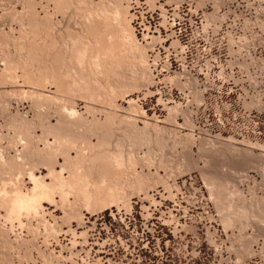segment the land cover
Here are the masks:
<instances>
[{
  "label": "rangeland",
  "instance_id": "obj_1",
  "mask_svg": "<svg viewBox=\"0 0 264 264\" xmlns=\"http://www.w3.org/2000/svg\"><path fill=\"white\" fill-rule=\"evenodd\" d=\"M247 3L0 0V198L50 185L10 220L0 199V264H264V140L220 116L217 93L202 105L212 56L197 15L218 26L219 9ZM169 34L190 50L167 73L152 51Z\"/></svg>",
  "mask_w": 264,
  "mask_h": 264
},
{
  "label": "built area",
  "instance_id": "obj_2",
  "mask_svg": "<svg viewBox=\"0 0 264 264\" xmlns=\"http://www.w3.org/2000/svg\"><path fill=\"white\" fill-rule=\"evenodd\" d=\"M247 4V12L240 15L231 6L227 10L219 9L225 20L218 26L207 25L204 12L197 15L201 18V30L206 37L201 50L208 57L212 56L207 72L212 79L203 83L202 105H207L212 94L217 93L218 114L245 118L255 125L254 132L264 140V0H248ZM165 5L177 9L182 4ZM230 11L240 20L234 29L225 26ZM210 38L212 43L208 41ZM187 49L190 50L186 42L169 34L153 48L152 55L158 60L164 54L162 70L170 73L177 71L185 62L182 52L187 53Z\"/></svg>",
  "mask_w": 264,
  "mask_h": 264
},
{
  "label": "bare ground",
  "instance_id": "obj_3",
  "mask_svg": "<svg viewBox=\"0 0 264 264\" xmlns=\"http://www.w3.org/2000/svg\"><path fill=\"white\" fill-rule=\"evenodd\" d=\"M104 10V9H103ZM114 12V11H113ZM91 14V13H90ZM111 14V13H110ZM123 14V13H122ZM112 15V14H111ZM109 16V15H108ZM120 16V15H119ZM110 18V17H109ZM115 18H116V16H115ZM211 18V17H210ZM98 19V18H97ZM91 20H93V19H91ZM98 21H101V20H98ZM103 21V20H102ZM89 22V21H88ZM92 22V21H91ZM91 22H89V23H91ZM95 22V21H94ZM94 22H92L93 24H94ZM104 22H106L105 20L103 21V22H101V23H104ZM91 23V24H92ZM91 24H89V26L91 25ZM98 24V23H97ZM96 25V24H95ZM100 25V24H99ZM104 25V24H103ZM106 25H108L107 24V22H106ZM123 25V24H122ZM125 25V24H124ZM123 25V26H124ZM127 25V24H126ZM102 25H100V27H101ZM91 27V26H90ZM93 27V26H92ZM99 27V26H98ZM98 27H96L97 28V30H95V31H98L99 29H101L100 27H99V29H98ZM106 27V26H105ZM129 27V26H128ZM110 28V27H109ZM113 28V27H112ZM94 29H95V27H94ZM105 29H107V28H105ZM104 29V30H105ZM127 29V28H126ZM109 30V29H108ZM119 30V29H118ZM122 30V29H121ZM128 30V29H127ZM124 30H122L121 32H123ZM110 32V33H109ZM127 32V31H126ZM108 34V39L109 38H111V40H109V41H107L106 39L107 38H105V40L109 43V44H111V45H107V44H105V48H106V52H112L114 49H116V47L119 49V47L117 46V44H116V47H115V43H114V45H113V41L115 42V39H116V35H115V33H116V31L114 30V32L113 31H111V30H109L108 32H107ZM117 34V33H116ZM123 34V33H122ZM127 34V33H126ZM107 35H105V37L107 36ZM121 36V35H120ZM101 37V36H100ZM128 38V37H127ZM121 39V38H120ZM94 40V39H93ZM103 40H104V38H103ZM104 40V41H105ZM125 40V39H124ZM129 40V39H128ZM131 40H133V39H131ZM100 41V40H99ZM105 41V42H106ZM110 41H112V43L110 42ZM125 41H127V40H125ZM88 42H90L91 43V41H88ZM129 42V41H128ZM132 42V41H131ZM85 43V42H84ZM94 43V42H93ZM95 43H96V41H95ZM101 43V42H100ZM86 44V43H85ZM125 44V43H124ZM126 44H128V43H126ZM138 44V43H137ZM136 44V45H137ZM93 45V44H92ZM91 45V46H92ZM96 45V44H95ZM95 45H93V46H95ZM107 45V46H106ZM119 45V44H118ZM121 45V44H120ZM134 45V44H133ZM83 46H85V45H83ZM88 46V45H87ZM90 46V45H89ZM97 46V45H96ZM138 46V45H137ZM99 47V46H98ZM110 47H112L111 49H110ZM115 47V48H114ZM127 47V46H126ZM131 47H132V45H131ZM135 47V46H134ZM85 48H86V46H85ZM89 48H91V47H89ZM95 48V47H94ZM94 48H92L93 50H94ZM110 49V50H112V51H110V50H107V49ZM138 48V47H137ZM144 48V47H143ZM103 49V48H102ZM141 49H142V47H141ZM82 49L80 48V50H79V55H78V60L81 62L82 60H84V61H86L85 60V54H87L85 51H87L88 49H85L84 50V47H83V50L84 51H81ZM97 50V49H96ZM105 50V49H104ZM136 51V50H135ZM93 52H95V50L93 51ZM117 52V51H116ZM130 52V51H129ZM138 52V51H137ZM141 52V51H140ZM113 53V52H112ZM115 53V52H114ZM142 53V52H141ZM99 54V53H98ZM95 55H97V54H95ZM115 55H117V54H115ZM76 56H77V52H76ZM90 55H88V57H89ZM98 56V55H97ZM101 56V55H100ZM104 56V55H103ZM112 56V55H111ZM123 56V55H122ZM135 56V55H134ZM141 56H143L142 54H141ZM91 57V56H90ZM89 57V58H90ZM93 57V56H92ZM107 57V56H106ZM110 57V56H109ZM113 57H115V56H113ZM113 57H111V58H113ZM121 57V56H120ZM125 57V56H124ZM123 57V58H124ZM137 57V56H136ZM101 58H103V57H101ZM134 58V57H133ZM142 58V57H141ZM88 59V58H87ZM92 59H94V58H92ZM135 59V58H134ZM78 60H77V62H78ZM126 60H128V59H126ZM130 60V59H129ZM144 60V59H143ZM88 61H89V59H88ZM95 61V60H94ZM93 61V62H94ZM97 61V60H96ZM102 61V60H101ZM107 61V60H106ZM111 61V60H110ZM79 62V63H80ZM87 62V61H86ZM114 62V61H113ZM119 62V61H118ZM81 63H83V62H81ZM96 63V62H95ZM120 63V62H119ZM89 64H91V62L89 61ZM94 64V63H93ZM99 65H100V63H99ZM105 65H106V63H105ZM111 65H113V64H111ZM119 65V64H118ZM109 67V66H108ZM114 67V66H113ZM100 68V67H99ZM147 72V71H146ZM146 75H144L143 77H145ZM48 79V78H47ZM74 80V79H73ZM82 80H84V79H82ZM81 81V80H80ZM55 82H57V81H55ZM85 82V81H84ZM74 83H75V81H74ZM83 83V82H82ZM80 84V83H79ZM74 85V84H73ZM79 86V85H78ZM71 89V88H70ZM129 89V88H128ZM87 90V89H86ZM91 102V101H90ZM77 110V109H76ZM74 114V113H73ZM96 131V130H95ZM100 135V134H99ZM209 137V136H208ZM99 138V137H98ZM101 138V137H100ZM99 138V140H98V142L99 143H103V141H101L100 142V139ZM219 139L221 140V141H224V142H228V143H231V144H239V145H242V146H245V147H251V148H253V147H255L252 143H250L249 142V144H247V143H245L246 141H239V140H236V139H233V138H224V137H219ZM212 141V140H211ZM26 142V141H25ZM90 143H92L93 144V142L91 141ZM105 143H107V142H105ZM95 144H97L96 142H95ZM104 144V143H103ZM251 144V145H250ZM256 144V143H255ZM252 145H253V147H252ZM261 145V144H260ZM258 146V148L259 149H261L262 151H264V147H263V145L262 146ZM101 146V145H100ZM227 146V145H226ZM219 147V146H218ZM236 148V147H235ZM238 148V147H237ZM250 148V149H251ZM237 150V149H236ZM239 150V149H238ZM252 151V150H251ZM116 151H114L113 152V155H111V156H114V154H116L115 153ZM237 152H239V151H237ZM240 152H242V151H240ZM248 152H250V151H248ZM108 153H109V151H108ZM82 154V153H81ZM84 154V153H83ZM97 154V153H96ZM68 155V154H67ZM77 155H80V154H77ZM87 155V154H86ZM94 155V154H93ZM98 155H100V154H98ZM121 155H122V153H121ZM263 155V154H262ZM72 156V155H71ZM101 156H104V155H100L99 157L101 158ZM68 158H70V154L67 156ZM86 156L84 155V158H85ZM89 157V156H88ZM93 157V156H92ZM97 157V156H96ZM108 157V156H107ZM107 157H106V159H107ZM67 158V159H68ZM95 158V157H94ZM98 158V157H97ZM110 158H112V157H110ZM114 158H115V160H114ZM114 158L112 159V160H110V161H115V162H117V163H119L120 164V159L119 158H121L120 156L118 157V153L114 156ZM77 159V158H76ZM83 160V159H82ZM81 160V161H82ZM100 160V159H99ZM105 160V159H104ZM80 161V160H79ZM95 161V160H94ZM103 161V160H102ZM106 161V160H105ZM123 161V160H122ZM104 162V161H103ZM48 163V162H47ZM106 163V162H105ZM117 163H115L116 164V166L118 167L119 166V164H117ZM69 164V163H68ZM84 164V163H83ZM82 164V165H83ZM108 164V163H107ZM112 164V163H111ZM123 164V163H122ZM122 164H120V166L122 165ZM49 165V164H48ZM53 165V164H52ZM109 165V164H108ZM108 165H106V166H108ZM67 166V165H66ZM111 166V165H110ZM83 167V166H82ZM104 166L102 165V168H103ZM88 168V167H87ZM90 168V167H89ZM112 168V167H111ZM121 168V167H120ZM62 169V168H61ZM105 169V168H104ZM51 170V169H50ZM52 170L54 171V168H52ZM76 170V169H75ZM100 170V169H99ZM62 171V170H61ZM79 171H80V169H79ZM107 171V170H106ZM51 172V171H50ZM102 173V172H101ZM117 173H119V171L117 172ZM106 174V173H105ZM115 174H116V172H115ZM61 175V174H60ZM80 175V174H79ZM87 175V174H86ZM119 175V174H118ZM243 175V174H242ZM33 175L31 174V177H32ZM36 176V175H35ZM84 176H85V174H84ZM34 177V176H33ZM105 177V176H104ZM113 177V176H112ZM112 177H110V179L112 178ZM72 178V177H71ZM74 178V177H73ZM82 178H83V176H82ZM90 179H91V177H89ZM93 178V177H92ZM109 178V177H108ZM31 179V178H30ZM34 179V178H33ZM61 179V178H60ZM84 179V178H83ZM86 179V178H85ZM105 179V178H104ZM36 181L34 182V183H36L35 185H36V187H35V185H34V187H33V190L35 189V191H36V188H38V186H39V188L41 189V187L40 186H45V188L47 189V190H45L44 192L45 193H47L48 192V187H46V186H50V185H48V184H46V182L44 181V183L43 182H40L39 180H40V177L38 178V179H35ZM87 180H88V178H87ZM242 180V179H241ZM42 181V180H41ZM62 181V180H61ZM72 181V180H71ZM81 181V180H80ZM103 181V180H102ZM105 181V180H104ZM246 181V180H245ZM79 182V181H78ZM82 182V181H81ZM247 182V181H246ZM57 183V182H56ZM72 183V182H71ZM84 183V182H83ZM83 183H82V185H83ZM94 183V182H93ZM111 183H114V182H112L111 181ZM245 183V182H244ZM38 184H40V185H38ZM67 184V183H66ZM68 184H69V182H68ZM88 184V183H87ZM103 184V183H102ZM107 185V184H106ZM59 186V185H58ZM101 186V185H100ZM111 187L110 188H112V185H110ZM57 187V186H56ZM71 187H72V185H71ZM104 187V186H103ZM108 187H109V185H108ZM16 188V187H15ZM14 188V189H15ZM38 188V189H39ZM59 188H61V187H59ZM85 188H86V185H85ZM5 189V188H4ZM3 189V190H4ZM37 189V191L39 192V190ZM58 189V188H57ZM88 189V188H87ZM29 190V189H28ZM42 190H44V188L42 189ZM94 190H95V188H94ZM99 190V189H98ZM109 190V189H108ZM116 190V189H115ZM14 191V190H13ZM18 192H19V190H17ZM96 191V190H95ZM94 191V192H95ZM109 191H111V190H109ZM1 192H3V191H1ZM23 192V191H22ZM18 193V194H15V195H13V196H15V197H13L12 198V196H10L11 198H9L10 200H8V198H6L7 199V201H9L8 202V204H9V214H8V219H9V217L10 218H12V217H18L19 216V214L21 213V211L23 210V209H25V208H33V209H35V206H36V203H37V200L39 199L38 198V196H39V194L41 193V196H43V195H45V197H46V195L47 194H43L42 195V192L43 191H41L40 190V193H38V192H35V193H30L29 192V194H32V195H29L28 194V192H27V194H23V193ZM33 192V191H32ZM51 192H52V189H51ZM118 192V191H117ZM17 193V192H16ZM87 193V192H86ZM7 194V193H6ZM50 194H52V193H49L48 195H50ZM85 194V193H84ZM90 194H92V193H90ZM89 194V195H90ZM99 194V193H98ZM112 194V193H111ZM117 194V193H116ZM119 194V193H118ZM117 194V195H118ZM222 194V193H221ZM113 195V194H112ZM111 195V196H112ZM116 195V196H117ZM1 196V195H0ZM4 196V195H3ZM110 197V196H109ZM113 197V196H112ZM44 198V197H43ZM91 198H92V196H91ZM97 198V197H96ZM114 199H115V197H113ZM121 198V197H120ZM1 199V198H0ZM40 199H42V198H40ZM39 199V201H41ZM100 199V198H99ZM4 201L5 200V198L4 199H1V201ZM45 200V199H44ZM104 200V199H103ZM110 200V199H109ZM6 201V200H5ZM6 201V202H7ZM50 201V200H49ZM98 201V200H97ZM89 203V202H88ZM101 203V202H100ZM40 204V203H39ZM3 205V204H2ZM108 205V204H107ZM37 206H38V204H37ZM36 206V207H37ZM40 206V205H39ZM38 206V207H39ZM128 206V205H127ZM43 207V206H42ZM30 210V209H29ZM24 211V210H23ZM33 211V210H32ZM36 211V210H35ZM27 212H30V211H27ZM23 213V212H22ZM21 218V217H20ZM10 220V219H9ZM228 221V220H227Z\"/></svg>",
  "mask_w": 264,
  "mask_h": 264
}]
</instances>
